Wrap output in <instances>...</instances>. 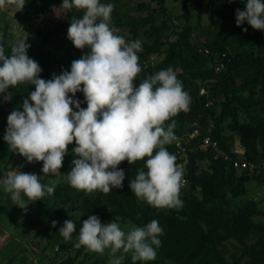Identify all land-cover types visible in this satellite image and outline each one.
Wrapping results in <instances>:
<instances>
[{
  "label": "rangeland",
  "instance_id": "374dc122",
  "mask_svg": "<svg viewBox=\"0 0 264 264\" xmlns=\"http://www.w3.org/2000/svg\"><path fill=\"white\" fill-rule=\"evenodd\" d=\"M184 1L100 0L101 3L114 6L110 26L118 29L116 34L123 36L126 42H142V51L137 53L141 68L158 66L168 56L171 44L181 38L188 25L192 27L188 45L168 69L175 73L176 78H185V92L190 96L191 102L192 98L196 97L198 107L183 114L185 122L177 124L174 132L183 143L188 142L191 136L205 135L217 140V148L198 145L199 150L207 157V161L199 162V174L212 173L208 166L213 164L211 160L217 162L218 174L215 178V188H205L203 181L199 180L196 184L189 183L181 189L182 196L201 203L203 215L196 219L197 222L192 220L188 226L192 231L225 234L227 222H233L244 210H256L257 214L250 216V221L264 225V79L257 75L256 68L249 63L241 66L243 76L238 80L240 88L236 90L242 99V104L237 105L239 122L251 124L262 132L259 138L244 142L239 133L231 129L232 117L221 123L216 122L221 115L222 102L225 99L219 85V73L223 64H220L219 58L213 57L211 52L217 36L213 25L215 16L212 0H202L199 7L193 5L196 0H189V4L193 6L189 22L184 18ZM62 3L63 0H60L47 10H32L26 7L19 10L8 2L0 7V44L12 47L18 40L27 39L26 43L30 45L28 49H32L44 43L50 61L48 68L53 72L52 78L63 71H70L72 61L80 59L88 52V49H77L68 39L71 22L82 18L83 11L75 8L63 9ZM228 50L233 56H264V49L250 45L237 44ZM134 85L138 87L139 83L134 81ZM72 98L80 102L81 108L87 107L82 91ZM13 104L12 96L9 100L0 96V264H109L110 256L107 250L100 255L84 246L75 247L83 224L79 210L81 202L77 201L78 199H70L68 193L72 186L68 181L69 172L65 171L72 168V162L77 158L72 151L76 146L75 142L68 146V153L60 169L62 175H45L42 172L43 162L28 163L4 141L8 116L14 110L23 111L22 105ZM72 107L74 111L78 110ZM168 123L171 122L167 121L166 125ZM165 147L175 156H184L175 151L172 143ZM238 161H248L252 166L248 172L254 175L246 181L240 180L244 174L241 170L235 171L231 167L235 168ZM185 166L183 164L182 167ZM16 171L36 174L42 184L55 185L54 193L46 194L43 200L34 203L21 193V199L26 204L29 203L26 209H21L18 207L19 202L12 199V194L4 190L3 184L6 175ZM229 180L233 185H224ZM137 201L142 207L148 206L143 200ZM181 209L152 207L151 214H168L173 216V221L186 225L187 223L179 221L188 220V217L181 215ZM66 220H73L76 225L72 239L67 242L59 234ZM52 221L57 222L55 227H52ZM112 221L119 223L125 232L132 226L140 227L131 220L116 216L110 217L105 224ZM248 221L249 219H241L232 225V230ZM174 249L168 250L161 243L156 259L149 262L164 259L169 264H175L182 247L176 245ZM166 251L174 253L168 257ZM208 254V261L213 260L214 264H264V232L255 231L239 238L230 237L216 248L211 247ZM117 255L124 256L122 264L133 263L130 253L121 252ZM254 255L262 262L256 263Z\"/></svg>",
  "mask_w": 264,
  "mask_h": 264
},
{
  "label": "clouds",
  "instance_id": "9594fccd",
  "mask_svg": "<svg viewBox=\"0 0 264 264\" xmlns=\"http://www.w3.org/2000/svg\"><path fill=\"white\" fill-rule=\"evenodd\" d=\"M6 2L19 10L25 6L24 0H0V7ZM61 8L83 11L82 18L71 22L68 39L77 49L88 52L72 61L70 71L46 81L39 78L41 67L27 55V39L18 40L11 55H6L0 44V93L21 84L35 86L23 101V111L14 110L8 116L4 141L28 163L43 162L42 172L56 177L62 175L68 146L75 142L72 151L77 158L67 174L68 181L86 194H108L123 188L125 173L118 165L146 161L147 171L138 170L129 183L131 191L157 209H181L185 170L165 146L176 140L173 118L190 110V96L171 69L160 70L138 87L134 85L142 71L137 54L142 51V42H126L116 34L118 29L110 26L112 4L63 0ZM245 21L255 30H264V0H246V10L237 9V27ZM81 91L86 108L72 98ZM5 99H11V93ZM167 121L171 123L166 125ZM3 184L21 209L29 204L21 199V193L34 203L55 189V185L42 184L36 174L21 171L7 174ZM56 223L52 221V227ZM75 230L73 220H66L59 234L67 242ZM163 231L155 219L125 232L115 221L102 224L98 216L90 215L83 221L75 247L84 246L100 255L107 250L109 264H122L124 256L117 255L121 252L130 253L133 264L149 262L156 259Z\"/></svg>",
  "mask_w": 264,
  "mask_h": 264
},
{
  "label": "trees",
  "instance_id": "16d2710c",
  "mask_svg": "<svg viewBox=\"0 0 264 264\" xmlns=\"http://www.w3.org/2000/svg\"><path fill=\"white\" fill-rule=\"evenodd\" d=\"M60 0H24L26 8L32 10H47L53 5L59 3ZM202 0H196L193 4L195 7H199ZM192 5L189 4V0L184 1V18L187 22L190 20V13ZM212 9L214 14L213 25L217 31L215 44L212 45V54L213 57H218L220 64H223L219 76L220 80V92L224 97L222 102V112L221 115L216 119L217 123H221L226 120L228 117H232L231 129L239 133L241 140L248 142L252 139H257L262 135V132L251 124L240 123L239 122V113L237 111V105H241V98L237 93V89L240 88L238 80L243 76L241 66L245 63H249L252 67L256 68V73L258 76H261L264 79V56H255L254 54L237 55L233 56L228 48L235 46L237 44L241 46L250 45L252 47H257L258 49H264V30H255L253 29L247 21L243 22L241 26L237 27L236 25V13L237 9L240 11L246 10V0H212ZM247 28V32H244L243 29ZM192 31L191 26H187L184 32L181 35V38L176 42L171 44V49L168 56L156 67L154 68H141L142 71L137 77L136 82L140 83L145 78L150 75H154L160 70H167L171 67L174 62L181 56L182 50L185 46L188 45L189 37ZM49 37V36H48ZM5 49L6 55H11V48L5 44H2ZM44 43L39 46L32 47V49L27 50V55L29 58L33 59L41 67L42 71L40 77L44 80H51L53 73L49 68V56L45 52ZM157 47H155V50ZM210 52V53H211ZM211 54V55H212ZM2 66V64H0ZM183 86V90L187 89V83L185 78H177ZM35 91V86L30 84H21L16 88L10 87L6 93H0V96H6L8 93H11V96L14 99V106H19L23 104L25 99H28L30 93ZM198 107V100L192 98L190 103V110ZM185 112L181 111L173 119L177 124H182L185 122L183 116ZM171 122V121H168ZM205 135L193 137L190 139L186 146V155L184 157L176 156V163L179 165L181 163H186L184 168V179L188 181V184H196L199 180L203 181L205 188L212 189L216 187L217 182L215 183L216 175L218 174L217 162L212 161V165H208L210 171L203 174H199L200 170V161H207V157L199 150V145H203V140ZM214 140V139H213ZM217 141V140H216ZM174 145L175 151L178 152V147L176 142L172 143ZM191 147H196V150H193ZM208 148V147H207ZM212 148V147H211ZM173 154V153H171ZM175 155V154H173ZM248 162V161H247ZM146 161H137L135 164H128L127 161L121 162L118 165V169H121L125 173V180L123 181V188L112 189V192L104 194L100 191H96L92 194H86L83 191H79L73 187L70 188L69 196L70 199H78L77 201L81 202L79 210L82 214V221L88 219L90 215H96L100 218L102 224H105L110 217L116 216L121 217L125 220H131L138 224L140 227L145 226L147 223H150L152 220H157L159 226L163 228V234L159 237L161 243L168 250L174 251L175 246L179 245L182 247V250L177 256V261L175 264H214L209 260V251L211 247L216 248L218 244L227 240L230 237H241L247 235L248 233H253L255 231L264 232V225L255 224L250 221V216L257 214L256 210L253 211H241L239 215L236 216L233 222H227V231L225 234H218L217 232H205L203 230L192 231L190 224L192 220L197 222L202 214L201 203L190 200L186 196H182L180 193L181 200L184 202V207L181 209V215L188 217L186 225H181L177 221H173V216L168 214H161V216H154L151 214L152 206L148 205L147 207H142L138 201L135 194L131 191L129 183L135 178L139 169H146ZM232 169L239 171L233 166ZM250 169L241 170L243 176H241L242 181L248 180L254 174H249ZM65 171L70 172L71 168H67ZM235 174V173H234ZM264 174V172H263ZM224 185H233L232 181L224 183ZM214 187V188H215ZM215 193V196L218 194ZM220 197V196H219ZM241 219H249L248 222H245L239 228H234L232 230V225L234 226L236 222H239ZM189 221V222H188ZM173 248V249H172ZM165 251V249H164ZM166 256H171V253L174 252H165ZM256 259V263L262 262L257 256H253ZM133 264V263H132ZM136 264H169L164 259L156 260L155 262H141L137 261Z\"/></svg>",
  "mask_w": 264,
  "mask_h": 264
},
{
  "label": "built area",
  "instance_id": "2783aa9c",
  "mask_svg": "<svg viewBox=\"0 0 264 264\" xmlns=\"http://www.w3.org/2000/svg\"><path fill=\"white\" fill-rule=\"evenodd\" d=\"M194 136H191L190 139H192ZM176 144H177V147H178V153L180 154H183L185 157L186 155V147L184 146V143L182 140H179L178 138H176L175 140ZM188 142H186L185 144L187 145ZM203 145L205 147H212V148H217L218 147V142L216 140H213L212 138L210 137H205L204 140H203ZM184 165H186V163H183ZM183 164H180L181 166H183ZM251 164L247 161H238L235 163V168L237 170H246V169H249L251 168ZM184 179V178H183ZM186 181V184L185 186L188 184V181L186 179H184Z\"/></svg>",
  "mask_w": 264,
  "mask_h": 264
}]
</instances>
